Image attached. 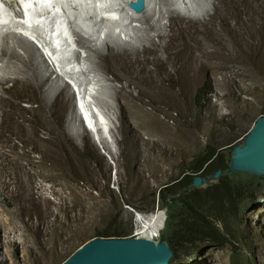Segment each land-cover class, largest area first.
I'll return each mask as SVG.
<instances>
[{
    "label": "rangeland",
    "instance_id": "1",
    "mask_svg": "<svg viewBox=\"0 0 264 264\" xmlns=\"http://www.w3.org/2000/svg\"><path fill=\"white\" fill-rule=\"evenodd\" d=\"M192 1L200 6L206 0ZM173 3L174 9H164L165 13L168 16L170 10L183 18L176 19L174 28L167 26L164 30L165 35H173L172 56L177 53L176 45L182 47L202 41L212 46L204 32L206 28L211 29L224 40L233 57L226 65L232 68L220 71L229 79L233 94L221 89L211 72L182 85L187 74L178 78L169 64L163 70L147 62L149 73L133 74L109 60L106 75L115 87L117 85L111 102L119 109L118 123L112 135L116 144L114 152L109 151L105 143H96L95 136L77 122H67V116L75 118L71 114L73 87L67 82L72 88L66 85L67 89L63 90L67 103L58 110L50 107L47 127L38 128L35 141H23L24 136L32 132L33 126L27 121L23 122L25 132L23 129L16 135L6 132L10 143L15 144L19 152H28L33 160L34 164L23 163L25 185L36 202H42L43 198L51 202L49 207L55 212L48 221L57 227L40 233L37 227L29 226L32 221L19 217L14 232L7 235L11 227L7 219L15 215L17 186L11 185L9 191L0 187V264H62L101 232L121 231L125 237L137 235L138 221L142 219L138 216L147 217L158 208L165 214V223L155 240L166 241L172 250L173 257L168 264H192L200 252L221 259V264H264V254L258 252L259 248H264V235L251 231L243 220L264 207V176L226 174L227 170L220 168L222 177L212 180L215 168L206 167L213 152L222 154L218 162L222 167H228L232 148L243 143L256 119L264 115V0H231L228 13L224 12L219 0H212L208 16H199L204 14L206 5L199 14ZM77 11L66 10V14L71 18L78 13L84 15L79 5ZM216 13L220 18L211 25L208 18ZM224 14L228 17L226 20L222 18ZM202 17L205 21L200 22ZM120 18L124 19L122 15ZM159 21L167 23L166 15ZM191 26L200 31L191 34ZM100 30L113 33V27L108 24L101 25ZM146 33L153 37L154 43L159 42L154 31L139 28L136 36L132 32V38L120 47L136 50L142 59V46L148 45L143 39ZM72 39L76 41L78 37L73 35ZM160 40L164 43L167 38ZM77 44L76 48L69 46V56L71 50L74 55H84L85 49ZM35 46L56 73L46 50ZM183 49L191 54L188 47ZM199 49L196 47L192 52L200 54ZM35 51L37 53V49ZM101 51L107 53L106 47ZM91 54V60L84 62L86 69L90 68L89 64L98 63V57ZM156 55L161 60L167 59V53L161 49ZM188 55L182 53V59ZM153 56L147 54L146 57L151 60ZM218 58L219 55L215 62ZM38 59L42 62L40 56ZM233 70L239 71L240 75L235 76ZM216 77L221 78V74ZM58 83L57 90L62 89L64 83L60 80ZM45 89L23 88L18 96L20 108L24 112L36 109L39 102L31 98L40 93L43 95ZM195 117L199 118L197 122H193ZM152 118L166 120L169 127L192 131V135H174L167 130L162 137L154 135L150 127ZM9 125L15 128L12 123ZM65 153L68 157L63 156ZM56 154L64 161L65 171L60 178L59 169L53 164L55 157L52 155ZM197 174L210 179L198 189L192 187V179ZM41 185L53 186L56 191L61 185L68 189L60 194L47 191ZM70 190L84 196L74 210L72 203L78 201L71 196ZM33 221H36V215Z\"/></svg>",
    "mask_w": 264,
    "mask_h": 264
},
{
    "label": "bare ground",
    "instance_id": "2",
    "mask_svg": "<svg viewBox=\"0 0 264 264\" xmlns=\"http://www.w3.org/2000/svg\"><path fill=\"white\" fill-rule=\"evenodd\" d=\"M0 1L2 4L0 23H3V25H0V187L4 191H9L11 185L17 186L15 215L7 219L11 225L6 232L7 235L14 232V226L18 223L17 219L19 217L28 222L32 221L28 225L32 228L37 227L40 233L54 230L57 227L55 223L48 221V217L55 212L53 208L50 209L49 207L51 202L45 198L40 203L36 202L31 196L29 187L25 185L23 163L34 164L33 160L29 158L28 152L25 150L19 152L17 146L10 143V138L6 135V132L16 135L23 129V122L27 121L33 127L32 132L26 134L23 141L26 143L35 141L38 128L47 127V115L51 114L50 107L54 106L58 110V107L61 109L67 103L68 99L63 95V90H66L67 86L70 87V85L66 81L71 83L77 90L76 96L75 91L70 87L74 96L71 114L76 119L73 116H67V122H77L78 126L85 128L92 136H95L96 143L98 142L101 145L105 143L109 146V151L114 152L116 144L112 135L118 123L119 109L116 104L112 103L117 85L115 87L112 80L106 75V64L109 60L123 70H127L133 74L149 73L147 62H151L157 67L160 66L163 70L169 64L170 67L174 68V72L178 78H182L184 74H187V78L181 81L182 85L195 81L203 73L211 72L214 82L221 89L228 90V92L233 94L228 83L229 79H226L225 74L220 73L221 70L232 68L226 65L229 61L233 60V57L228 53L224 40L218 34L206 28L204 32L207 38L210 39L212 46L207 43L203 44L202 41H197L194 45L184 44L182 47L176 45L177 53L173 56L171 54L173 50V35L164 34L167 26L172 29L175 27L174 23H176V19L183 18L179 14L174 15L170 10H168V16L167 12L165 13L164 9H169V7L174 9L173 1L178 3L177 5L182 9L188 7L187 11L201 14V8L207 4V0L200 6L192 0H59V3H61L59 8L63 13V17L57 13L54 16L51 15L42 19H36L35 16L41 15L45 11L43 0H32L28 3L19 4L17 3L19 0ZM78 1L81 2L79 8L84 15L78 13L76 17L71 18L66 14V10L78 12ZM138 1H142L143 3L141 11H135L132 7V4ZM219 1L222 3L224 12L228 13L231 0ZM244 1L248 2L252 0ZM208 11L205 8L204 14L199 16H208ZM121 15L124 19L120 18ZM165 15L168 25L166 22L161 23L159 21V18L163 21ZM8 16L13 17L14 20ZM218 17L220 18V14L216 13L214 16H209L208 21H211V25H214ZM63 18H66V22H64ZM222 18L226 20L228 17L224 14ZM199 20L200 22L205 21V17ZM75 21L79 24L73 25ZM19 22L25 26L28 24V26L24 28L17 24ZM33 23L40 26V28L31 30V33L33 35L36 34L35 38L41 43L43 50H45L44 45L46 46L47 44H50L52 48H58L56 51V56L59 59L58 73L52 71V68L47 65V61L43 59L41 51L38 50L28 37L27 33H30L31 29L30 24ZM106 24L113 27V33L106 34L104 30H100V26ZM139 28H144L145 31L152 30L155 36L159 38V42L154 43L153 37L149 33L143 36L148 45L143 44L142 46L144 48L142 59H140V55L136 50L120 47L132 38V32L133 36H136ZM199 31L194 26H191L189 30L191 34L198 33ZM70 33L72 36L78 37L76 41H73L72 46L75 47L78 43L85 49L84 55L81 54L83 58H81L80 53L79 56L75 55L77 61L72 60L68 55L69 45L65 36L70 35ZM84 34L90 38H86ZM160 38H167V41L165 42L164 40L163 43ZM185 46L190 50V55L183 49ZM102 47H106L107 53H102ZM196 47L200 48V54L192 52ZM35 49H37V53ZM159 49L167 53V59L161 60L156 55ZM91 53L98 57V63L92 62L93 65L89 64V69L84 67L86 69L84 71L81 63L85 65L84 62L91 60ZM182 53L188 56L182 59ZM46 54L49 57L47 52ZM147 54L154 56L149 60L146 57ZM217 55H219V58L215 62ZM38 56H40L42 62H39ZM52 67L53 69L55 68L53 64ZM233 73L235 76L240 75V72L236 70H233ZM53 74H56V76L54 77ZM217 74H221V78L218 79L216 77ZM225 79L227 83H225ZM59 80L64 84H62V89L57 90L56 83ZM42 87H46L44 94L33 95L31 98L32 101L39 102V106L36 109L30 108L29 111L24 112L20 108L19 93H22L23 88L41 91ZM4 94L10 96L6 97ZM222 96L226 98L227 94H223ZM198 119V117H195L193 122H197ZM152 120L154 121L150 127L153 134L159 137L165 135L166 130L170 134L174 133V135H192V131L169 127L166 120L159 121L153 118ZM10 123L15 128H10ZM48 131L52 132V129L48 128ZM22 132H25V130L23 129ZM48 155H50V151ZM63 156L68 157V154L65 153ZM52 157H55L53 164L59 169L58 177L60 178L65 171L64 161L57 154L56 156L52 155ZM29 179H32L31 176H29ZM41 187H46L45 190L60 194H64L66 189H68L66 185L59 186L60 189L58 191L53 186L41 185ZM10 194H12V191L8 195ZM70 194L78 201L77 204L72 203L73 207L71 209L74 210V207L82 203L84 196L74 190H70ZM64 203L66 204L65 199ZM43 206L45 209L42 208ZM34 215H36V221H33ZM164 215L159 208L147 217L139 215L138 217L143 219L138 221L139 230L137 235H140L139 238L156 241L155 237H159L161 230L164 228ZM243 220L251 228V231H258L264 235V207H259L256 214L247 215ZM11 221H13V224H11ZM8 244L12 245L11 242H8ZM258 252L264 254V248H259ZM221 262V259L216 260L211 254L200 252L192 264H221Z\"/></svg>",
    "mask_w": 264,
    "mask_h": 264
},
{
    "label": "water",
    "instance_id": "3",
    "mask_svg": "<svg viewBox=\"0 0 264 264\" xmlns=\"http://www.w3.org/2000/svg\"><path fill=\"white\" fill-rule=\"evenodd\" d=\"M135 11L143 9L142 1L132 4ZM247 173L264 176V115L254 122L242 144L231 150L226 174ZM222 170H217L210 179L219 180ZM209 177L195 175L193 188H201ZM173 252L166 241L147 238L97 237L81 245L62 264H168Z\"/></svg>",
    "mask_w": 264,
    "mask_h": 264
},
{
    "label": "trees",
    "instance_id": "4",
    "mask_svg": "<svg viewBox=\"0 0 264 264\" xmlns=\"http://www.w3.org/2000/svg\"><path fill=\"white\" fill-rule=\"evenodd\" d=\"M221 155L220 153L218 154H215V152H213L211 155H209L208 157V161L206 162L207 163V166L206 167H214L215 168V171L222 168V170H228V167H222L219 159L221 158ZM215 156V157H214ZM214 157V158H213ZM207 229V228H206ZM125 233L124 232H121V231H115V232H101L100 235H98V237H103V238H112V237H115V238H123L125 237Z\"/></svg>",
    "mask_w": 264,
    "mask_h": 264
},
{
    "label": "clouds",
    "instance_id": "5",
    "mask_svg": "<svg viewBox=\"0 0 264 264\" xmlns=\"http://www.w3.org/2000/svg\"><path fill=\"white\" fill-rule=\"evenodd\" d=\"M211 3H212V0H207L206 7H207L208 10L211 9Z\"/></svg>",
    "mask_w": 264,
    "mask_h": 264
},
{
    "label": "built area",
    "instance_id": "6",
    "mask_svg": "<svg viewBox=\"0 0 264 264\" xmlns=\"http://www.w3.org/2000/svg\"><path fill=\"white\" fill-rule=\"evenodd\" d=\"M129 237H135V238H138V235H136V233H135V234H133V235H131V236H129Z\"/></svg>",
    "mask_w": 264,
    "mask_h": 264
}]
</instances>
